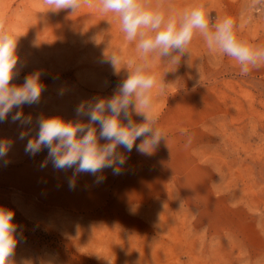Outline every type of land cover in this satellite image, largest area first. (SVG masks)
Here are the masks:
<instances>
[{
    "label": "rangeland",
    "instance_id": "374dc122",
    "mask_svg": "<svg viewBox=\"0 0 264 264\" xmlns=\"http://www.w3.org/2000/svg\"><path fill=\"white\" fill-rule=\"evenodd\" d=\"M139 3L162 12L164 23L202 5L209 30L229 16L238 38L264 46V0ZM92 4L81 0L72 13L43 0H0V22L16 34L10 86L39 72L46 89L39 104L13 109L31 125L13 123L11 114L0 122V140L12 142L0 166V208L14 212L17 227L8 264H264V64L242 74L199 32L184 52L144 53L139 34L127 40L118 16ZM137 67L157 77L154 127L164 137L150 153L118 146L126 163L119 175L105 169L100 183L51 161L41 168L47 149L25 153L39 117L89 123L76 108L112 98ZM129 111L134 123L145 122ZM21 131L30 135L21 140Z\"/></svg>",
    "mask_w": 264,
    "mask_h": 264
},
{
    "label": "clouds",
    "instance_id": "9594fccd",
    "mask_svg": "<svg viewBox=\"0 0 264 264\" xmlns=\"http://www.w3.org/2000/svg\"><path fill=\"white\" fill-rule=\"evenodd\" d=\"M54 10L69 9L75 13L81 6V0H43ZM89 7L92 0H86ZM99 11L114 13L118 16L127 40L141 37L138 48L144 53L158 50L159 54L169 57L173 50L184 52L199 32L209 50L226 55L241 66L242 74H248L251 68L264 64V46L252 45L238 38L234 20L225 16L214 29L209 30L207 14L202 5L186 9L181 20L170 18L164 23L163 13L143 7L139 0H99ZM163 24V27H162ZM141 29H151L154 35H146ZM16 34L12 29L4 30L0 22V122L11 114L13 123L21 126L31 125V117H25L21 111L13 113L23 105L39 104L45 86L40 81L41 73L26 76L22 86H10L14 69L17 66ZM178 57L172 59L176 63ZM111 63L115 67L118 57L113 55ZM157 85V77L147 74L143 67H137L121 84L116 94L110 99H97L95 102L81 103L76 108L78 117H87L89 123L65 121L60 117L37 119L38 131L34 138L27 139L25 153L35 156L47 149V157L41 168L51 161L57 170H74L73 175L81 173L95 177L100 183L105 169L113 175L121 173L126 157L117 149L118 146L132 152L150 153L164 137L159 128L154 127L157 118L154 113L152 90ZM159 90L164 91L161 85ZM130 107L143 116L144 123L136 124L131 119ZM127 124L121 122V117ZM99 127V134L97 128ZM30 133L21 131L19 139L24 140ZM141 143L136 144L137 139ZM103 139L107 143L101 144ZM11 141L0 140V166H7L8 151ZM75 184L69 180V188ZM14 212L0 208V264H8L16 248L17 227L13 223Z\"/></svg>",
    "mask_w": 264,
    "mask_h": 264
},
{
    "label": "crops",
    "instance_id": "0c3cea01",
    "mask_svg": "<svg viewBox=\"0 0 264 264\" xmlns=\"http://www.w3.org/2000/svg\"><path fill=\"white\" fill-rule=\"evenodd\" d=\"M164 113H162V117L166 116V109L163 110Z\"/></svg>",
    "mask_w": 264,
    "mask_h": 264
}]
</instances>
